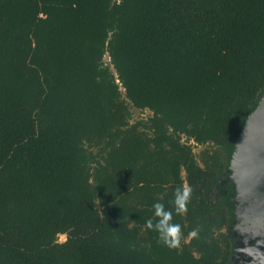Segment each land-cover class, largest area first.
I'll use <instances>...</instances> for the list:
<instances>
[{"label": "trees", "instance_id": "trees-1", "mask_svg": "<svg viewBox=\"0 0 264 264\" xmlns=\"http://www.w3.org/2000/svg\"><path fill=\"white\" fill-rule=\"evenodd\" d=\"M263 96L264 0H0V264H232ZM182 185L167 247L145 221Z\"/></svg>", "mask_w": 264, "mask_h": 264}, {"label": "rangeland", "instance_id": "rangeland-1", "mask_svg": "<svg viewBox=\"0 0 264 264\" xmlns=\"http://www.w3.org/2000/svg\"><path fill=\"white\" fill-rule=\"evenodd\" d=\"M104 62L109 64L108 56H105ZM151 116L149 110H139L131 108V118L129 120L130 124H134L138 120H146ZM185 141V139H182ZM190 145L193 146L192 150L194 153L198 154L202 147L195 146L192 142L189 141ZM245 146L244 139L238 141L236 149L238 150L235 153L234 166L236 170L232 169V172L229 171V175L222 180L221 184H225L227 181L237 182L239 179V184L234 186L233 192V202L236 209V222L234 224L233 232L231 235H237L238 232L242 235V241L239 244L238 251L235 256V264H259L253 263L256 260L257 251L254 250V246H263L264 247V209L261 207L260 202L254 201L251 199L250 194L254 187L253 177L250 172L252 167L247 161H245L244 151H241ZM239 150L241 151L239 157H237ZM232 156V155H231ZM231 159V158H230ZM184 176V173H181ZM233 181V182H234ZM257 202V204H254ZM264 203V201H263ZM260 206V207H259ZM66 239L65 235H59L58 241L64 242ZM245 256L246 259H245ZM253 260V261H252Z\"/></svg>", "mask_w": 264, "mask_h": 264}, {"label": "water", "instance_id": "water-1", "mask_svg": "<svg viewBox=\"0 0 264 264\" xmlns=\"http://www.w3.org/2000/svg\"><path fill=\"white\" fill-rule=\"evenodd\" d=\"M242 139L245 141V146H243L245 149L241 151H244L245 161L252 167L250 174L253 177L255 187L252 189V192L249 193L250 197L251 199L254 198V201L257 200V202L261 200L264 201V96L256 109L247 118L242 132L234 143V152L230 159L228 172H232V169L236 170L234 169V163H236V161L234 158L232 159V157H235V153L238 151L236 145L238 141ZM241 151L239 150L237 157H239ZM231 181L234 186L240 183L239 179H237V182L233 179ZM263 201L260 202V204L264 209ZM257 202L254 204H257Z\"/></svg>", "mask_w": 264, "mask_h": 264}, {"label": "clouds", "instance_id": "clouds-1", "mask_svg": "<svg viewBox=\"0 0 264 264\" xmlns=\"http://www.w3.org/2000/svg\"><path fill=\"white\" fill-rule=\"evenodd\" d=\"M192 189L186 185L175 189L173 207L167 208L162 202H154L155 222L151 218L145 221V227L157 234L158 242L167 247H175L181 237V225L173 221V213L180 215L186 212Z\"/></svg>", "mask_w": 264, "mask_h": 264}, {"label": "flooded vegetation", "instance_id": "flooded-vegetation-1", "mask_svg": "<svg viewBox=\"0 0 264 264\" xmlns=\"http://www.w3.org/2000/svg\"><path fill=\"white\" fill-rule=\"evenodd\" d=\"M235 222H236V209L234 208V220H233L231 227H230V230L228 232V235L230 237L234 238V240H235L234 253L231 257L232 264H235V256H236V253L238 251L239 244L242 241V235L240 232H238L237 235H231L230 234L233 232ZM254 250L257 251V256H256V260L253 263L259 262V264H264V247L261 245L260 246H254ZM246 257L247 256H245V259H246ZM240 264H242V263H240Z\"/></svg>", "mask_w": 264, "mask_h": 264}]
</instances>
